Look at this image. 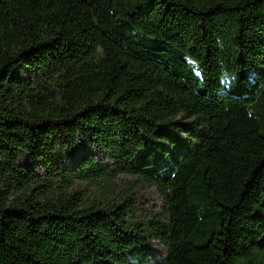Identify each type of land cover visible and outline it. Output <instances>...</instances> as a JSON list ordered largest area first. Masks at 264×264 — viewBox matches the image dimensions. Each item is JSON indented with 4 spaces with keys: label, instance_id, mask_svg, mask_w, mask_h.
Listing matches in <instances>:
<instances>
[{
    "label": "trees",
    "instance_id": "16d2710c",
    "mask_svg": "<svg viewBox=\"0 0 264 264\" xmlns=\"http://www.w3.org/2000/svg\"><path fill=\"white\" fill-rule=\"evenodd\" d=\"M263 205L264 0H0V264H264Z\"/></svg>",
    "mask_w": 264,
    "mask_h": 264
},
{
    "label": "rangeland",
    "instance_id": "374dc122",
    "mask_svg": "<svg viewBox=\"0 0 264 264\" xmlns=\"http://www.w3.org/2000/svg\"><path fill=\"white\" fill-rule=\"evenodd\" d=\"M92 155L97 159H105L102 152L92 150ZM113 188L116 191H131L134 196L136 214L138 216L160 214L163 208V199L157 190L153 187L142 186L137 183L136 177L132 175L120 174L112 181ZM86 188L85 196L92 199L95 196L102 197V190L104 185L102 182L75 180L73 184V191ZM262 211L257 215L258 218L264 220V205ZM164 249L154 244L153 249H146L141 251L142 258L134 259V264H157L162 258Z\"/></svg>",
    "mask_w": 264,
    "mask_h": 264
}]
</instances>
